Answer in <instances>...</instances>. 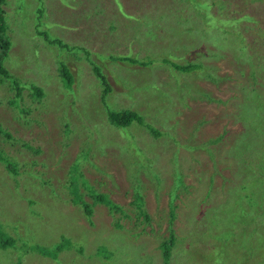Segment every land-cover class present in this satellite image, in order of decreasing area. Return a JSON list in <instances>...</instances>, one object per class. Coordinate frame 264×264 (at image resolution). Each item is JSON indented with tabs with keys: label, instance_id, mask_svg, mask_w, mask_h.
<instances>
[{
	"label": "rangeland",
	"instance_id": "rangeland-1",
	"mask_svg": "<svg viewBox=\"0 0 264 264\" xmlns=\"http://www.w3.org/2000/svg\"><path fill=\"white\" fill-rule=\"evenodd\" d=\"M6 1L3 63L22 89L0 77V264H164L171 229L168 264H263L249 242L264 231L258 180L244 168L264 179V151L241 159L253 115L234 104L248 85L216 80L243 72L235 27L264 23V0ZM216 31L234 66L214 62ZM111 110L144 124L116 126Z\"/></svg>",
	"mask_w": 264,
	"mask_h": 264
},
{
	"label": "crops",
	"instance_id": "crops-1",
	"mask_svg": "<svg viewBox=\"0 0 264 264\" xmlns=\"http://www.w3.org/2000/svg\"><path fill=\"white\" fill-rule=\"evenodd\" d=\"M5 5H7V3H5ZM256 16L254 14L244 15L241 19H239V26L235 27V29H237V32L239 33L240 38L244 41V49L240 57V63L242 64L243 72H234L228 80L215 79L218 84H222L229 82L232 78L237 77V79L240 80L242 77L243 80L241 81L248 85L247 90H244V99L240 96L234 97V104L237 108L236 111L238 114L245 112L253 115L249 120L245 121V132L242 137L240 148V156L245 163H247L249 159H252V155L256 156V154H258L259 152L264 151V23L260 18H256ZM221 21L223 24H225L224 21L228 20L221 19ZM251 21L252 23H254L255 28H250L248 34L242 32V29L246 27L244 25ZM225 36L226 33L222 36V38ZM225 46L226 44L224 43L223 39L218 36V31H216V34L214 35V38L210 43V49L216 48L218 50L215 59L216 61L214 62L217 63L218 61H227L228 66H234L233 64L229 63L231 54L228 52V47L225 48ZM199 53L205 55L204 52L197 49L195 53L193 52V57L197 56V54ZM191 74H193V70L191 71ZM223 74L225 73H221L220 75ZM250 75H254L255 78L250 77ZM231 85L233 84L231 83ZM223 99L227 102L229 101L226 97H223ZM252 105H255V108L253 109V111H255L254 114L248 112V109ZM244 169L246 174L253 173L257 177V185H253L254 189H249V192L252 193V196L254 197V203L260 206L259 212L263 214L264 179L261 178L255 167L254 171H250L246 168ZM242 204L247 206L246 202H243ZM263 225L264 224L261 225L260 229ZM240 230L241 229H239L237 232L231 233L230 235H232V237L234 238H237L238 234L239 238ZM249 242L252 243L253 250H262V248H264V231L260 235H255V238L253 240H250ZM245 246L247 248V252H250L248 250V245L245 244Z\"/></svg>",
	"mask_w": 264,
	"mask_h": 264
},
{
	"label": "trees",
	"instance_id": "trees-1",
	"mask_svg": "<svg viewBox=\"0 0 264 264\" xmlns=\"http://www.w3.org/2000/svg\"><path fill=\"white\" fill-rule=\"evenodd\" d=\"M6 3V0H0V77L4 80H10L11 84L13 85L15 91H16V97L21 96L19 93L21 92V85L19 83L18 80L13 79L11 73L7 70V68L4 66V59L6 58V56L9 54L10 51V46L11 43L6 35V30L8 31L7 28V22H6V13L7 10L4 7ZM219 18L217 17L215 20H217L219 22ZM221 21V18H220ZM52 43H58L59 46L61 47H68L71 48L68 44L66 43H62L61 40L58 39H54V40H49ZM123 60L127 61V62H132V63H136L137 60L132 59V58H124ZM173 66L175 68H177V64L172 63ZM66 68V67H65ZM180 68V66H179ZM192 67L188 66V69L190 70V72L192 71L191 69ZM66 73L67 76L68 74H70L71 72L66 68L63 69V73ZM71 75V74H70ZM102 79V83L107 85L108 81L105 77H103L102 75H99ZM68 79L72 82V79L68 77ZM37 94H40V91H37ZM109 119L110 121L116 125V126H125L130 124L132 121L136 120L141 124H144V120L143 117L138 114L136 111H132V110H120V111H114L111 110L109 112ZM153 132L154 130L151 129ZM11 165V164H8ZM78 179V175L75 176L74 180L77 182ZM75 183V182H73ZM92 189V188H90ZM71 191L73 194L76 195V197L74 198V201L77 203H80L82 205V207L84 208L85 212L88 215H91L92 213V207L89 205V203L83 199V197L81 196V193L79 192V186H77L76 190H73L71 188ZM93 197L96 201H100L102 203H104L106 206H108V208L111 211H115V210H121V206L119 204H117L116 202H114L113 200L109 199L105 194H100L98 192L93 191ZM174 212H175V207H172L171 213L170 215L172 217H174ZM176 243V234L174 232L173 229H171L170 235L168 236V238L166 240L163 241L161 248H162V253H163V257H164V264H168L169 260L171 258V254H172V247L174 246V244Z\"/></svg>",
	"mask_w": 264,
	"mask_h": 264
}]
</instances>
